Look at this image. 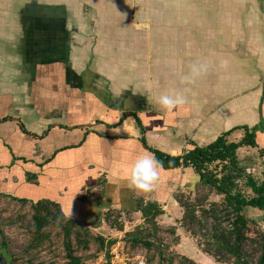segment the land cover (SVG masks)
I'll return each mask as SVG.
<instances>
[{
    "label": "crops",
    "instance_id": "obj_1",
    "mask_svg": "<svg viewBox=\"0 0 264 264\" xmlns=\"http://www.w3.org/2000/svg\"><path fill=\"white\" fill-rule=\"evenodd\" d=\"M193 64L207 70L183 83ZM171 93L185 103L167 112L157 101ZM245 126L259 127L258 146L238 150L239 166L264 167V0H0V195L54 201L121 239L144 222L141 199L177 223L184 211L175 195L201 184L191 166L160 165L153 194L129 191L135 160L153 157L146 146L180 156L227 132L239 142ZM110 209L138 219L122 217L119 231L101 215ZM189 257L213 258L199 245Z\"/></svg>",
    "mask_w": 264,
    "mask_h": 264
},
{
    "label": "trees",
    "instance_id": "obj_2",
    "mask_svg": "<svg viewBox=\"0 0 264 264\" xmlns=\"http://www.w3.org/2000/svg\"><path fill=\"white\" fill-rule=\"evenodd\" d=\"M136 121L144 134L141 121L138 118ZM242 129L245 130V137L239 142L229 141L228 136L231 132H227L205 147L194 145L193 148L188 149L180 156H171L160 150L146 147L153 154V157L160 161V165L164 169L174 170L191 166L200 176L202 186H206L210 188V191H215L216 194L224 196L222 202H209V196H205L202 200H192L185 192H178L175 195L184 211L180 220L181 225L193 236H201L205 239V244L198 243L203 252L212 256L217 262L228 263V261L233 260L234 264H264V231L258 232L256 238H252L249 235L250 229L256 221L244 213L247 207L264 211V167L262 178L247 176L246 185L251 193L244 191L235 182V178L244 171V168L239 166L238 150L242 147L258 146L256 132L259 127L249 128L245 126ZM143 143L146 145L145 139H143ZM217 162L224 164L220 172L217 167L213 168V165ZM220 173H222L221 176H219ZM36 177L35 174H30L29 179H36ZM12 198L22 203L30 202L34 210L31 246H43L45 241L50 238V232H46V229L52 226L53 229H59L63 235L66 251L64 262L58 264H87L78 255V250H88L92 243L98 246L99 251H106L107 261L110 264V249L119 239L108 238L80 224L77 220L67 217L61 206L54 201L48 199L31 201L25 198ZM100 201H102V198ZM205 203H208V206ZM137 207L141 211L144 222L131 231L125 232L121 240L131 249L145 248L148 252L157 253L159 256L158 264H175L174 259L178 254L159 238V232L162 228L158 218L165 213L161 203L141 199ZM117 213L119 214L116 216L117 220L115 221L111 220L112 209L102 212L101 215L103 214L105 221L111 227L124 231V221L121 220L122 212L118 211ZM221 213L231 215L230 228L222 227L218 223L219 214ZM261 221L264 223V215ZM202 231H205V233L202 234ZM249 241L258 246L256 250V252H259L257 260H254V253H249L246 250ZM183 258L190 264H197L194 259L188 256H183Z\"/></svg>",
    "mask_w": 264,
    "mask_h": 264
},
{
    "label": "rangeland",
    "instance_id": "obj_3",
    "mask_svg": "<svg viewBox=\"0 0 264 264\" xmlns=\"http://www.w3.org/2000/svg\"><path fill=\"white\" fill-rule=\"evenodd\" d=\"M251 164L252 165L250 166L257 168L254 176L258 178L263 168L262 163L259 160H255ZM245 180L246 178H243L240 185L244 186L246 184ZM186 194L187 196H190L192 200H202L205 196H209V202L214 201L213 198L218 195L215 191H210V188L202 186L201 184L197 187L195 195L191 194V196L188 193ZM102 195L103 193L101 189L92 192V196L97 199H101ZM222 201L223 199H218L217 202ZM205 205L208 206V203H205ZM117 212L118 210L112 209V221L117 220L116 216L119 214ZM33 214L34 210L32 209L30 202L22 203L14 198L0 195V248L13 259L12 264H30L31 262L33 264L63 263L66 251L64 249L63 235L60 233L59 229H53L52 226H49L46 229V232H50V238L45 241L44 245L39 247L31 246V239L33 237L31 232L34 229ZM121 216L131 221L138 219L135 214H133L132 217H130L128 213H126L125 216ZM230 218L231 215L221 213L219 214L218 223H220L222 227L229 228V223L231 221ZM254 220L256 222L251 225L249 234L252 238H256L258 232L264 231L261 219ZM158 222L162 228L161 232H159V238H161L164 243L171 246L172 250L178 254L174 259L175 264H190L188 261H185L183 256L189 257L194 250H197L199 242L205 244V239L201 236H193L190 232H187L186 229L182 227L181 221L177 223L174 222V218L170 212L167 216H164L161 219L158 218ZM210 222L213 223L212 220H210ZM174 224H176L177 228L181 227V231L179 230L181 233V240L176 235L177 230H175L176 232L173 231ZM128 225L134 224L128 222ZM203 233H205V231H202V234ZM200 248L202 249V247ZM257 249V244L252 243L251 241L246 245V250L249 253L252 252L255 254L254 260H257L259 256V252H256ZM140 252L144 253L146 256V264L159 263V256L157 253L148 252L145 248L131 249L124 241L119 239V241L110 249V264H134L133 260ZM78 255H80L87 264H108L106 251H99L98 246L95 243H92L88 250L79 249ZM209 258L210 259H206L205 262H196L197 264H234L233 260L228 261V263H223L217 262L214 258Z\"/></svg>",
    "mask_w": 264,
    "mask_h": 264
},
{
    "label": "clouds",
    "instance_id": "obj_4",
    "mask_svg": "<svg viewBox=\"0 0 264 264\" xmlns=\"http://www.w3.org/2000/svg\"><path fill=\"white\" fill-rule=\"evenodd\" d=\"M206 70V67L202 64H193L190 69V74L183 77L182 82L194 84L196 82V77ZM157 102L162 109L171 112L179 105L185 103V100L181 95L171 93L161 95ZM159 167L160 161L152 156L144 155L137 158L127 177L125 186L135 195L147 198L148 195L155 192L157 182L160 179Z\"/></svg>",
    "mask_w": 264,
    "mask_h": 264
},
{
    "label": "built area",
    "instance_id": "obj_5",
    "mask_svg": "<svg viewBox=\"0 0 264 264\" xmlns=\"http://www.w3.org/2000/svg\"><path fill=\"white\" fill-rule=\"evenodd\" d=\"M216 164H222V163L217 162ZM256 171H257V168L254 166H249V167L244 168V171L239 176H237L235 178V182L237 184H239V186H241L240 183H241L242 179L247 178V176H254ZM246 180H245V182H246ZM230 227H231V225L229 223V228ZM133 261H134V264H146V256L144 253L140 252L136 255V258Z\"/></svg>",
    "mask_w": 264,
    "mask_h": 264
},
{
    "label": "flooded vegetation",
    "instance_id": "obj_6",
    "mask_svg": "<svg viewBox=\"0 0 264 264\" xmlns=\"http://www.w3.org/2000/svg\"><path fill=\"white\" fill-rule=\"evenodd\" d=\"M1 253H3V254L5 255V258L8 260V263H9V264H12L13 259H12L11 257H9V256L7 255V253H6L4 250H2V249H1ZM1 259H2V257L0 256V264H2V263H1Z\"/></svg>",
    "mask_w": 264,
    "mask_h": 264
},
{
    "label": "water",
    "instance_id": "obj_7",
    "mask_svg": "<svg viewBox=\"0 0 264 264\" xmlns=\"http://www.w3.org/2000/svg\"><path fill=\"white\" fill-rule=\"evenodd\" d=\"M0 256L2 257V259H1L2 264H9L8 260L5 258V255L3 253H1V248H0Z\"/></svg>",
    "mask_w": 264,
    "mask_h": 264
}]
</instances>
